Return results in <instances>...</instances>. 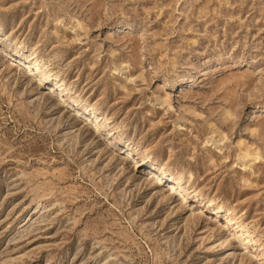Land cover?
<instances>
[{"label":"rangeland","instance_id":"rangeland-1","mask_svg":"<svg viewBox=\"0 0 264 264\" xmlns=\"http://www.w3.org/2000/svg\"><path fill=\"white\" fill-rule=\"evenodd\" d=\"M0 264H264V0H0Z\"/></svg>","mask_w":264,"mask_h":264},{"label":"bare ground","instance_id":"bare-ground-1","mask_svg":"<svg viewBox=\"0 0 264 264\" xmlns=\"http://www.w3.org/2000/svg\"><path fill=\"white\" fill-rule=\"evenodd\" d=\"M21 60V59H20ZM22 64V63H21ZM20 66V65H19ZM24 70H26V73H27V75L28 76H31V77H42L43 78V76L39 73V70H37V69H34V68H32L30 65H27V64H25L24 65ZM46 81V80H45ZM53 89V88H52ZM57 90V89H56ZM63 97V96H62ZM83 115L85 116V118H86V121H88V122H91V123H93L94 125H96L98 122H100V119H101V117H99V116H93V115H89L88 113H86V112H84L83 113ZM109 135V134H108ZM112 136V135H111ZM130 146L131 145H128V146H124V148H126L127 150H130L129 148H130ZM134 148V147H133ZM135 149V148H134ZM125 151V150H124ZM157 174V173H156ZM161 177V176H160ZM159 179V178H158ZM157 180V179H156ZM161 180V179H160ZM169 181H170V186H171V190H174V188L177 186V185H179L180 183H179V181H177V180H174V179H172V178H169L168 179ZM158 181V180H157ZM162 181V180H161ZM170 188V187H169ZM177 189H178V187H177ZM175 191V190H174ZM180 191V190H179ZM184 195H185V193H183ZM233 221H235V219L234 218H227L226 219V224H227V226L228 225H230V224H232L233 223ZM228 228V227H227ZM248 235V234H247Z\"/></svg>","mask_w":264,"mask_h":264}]
</instances>
